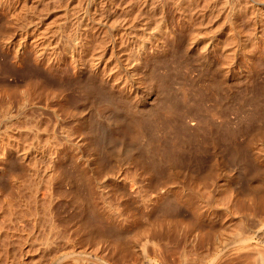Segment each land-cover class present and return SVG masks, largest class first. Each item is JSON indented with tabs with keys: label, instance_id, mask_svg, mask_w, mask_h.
Segmentation results:
<instances>
[{
	"label": "bare ground",
	"instance_id": "1",
	"mask_svg": "<svg viewBox=\"0 0 264 264\" xmlns=\"http://www.w3.org/2000/svg\"><path fill=\"white\" fill-rule=\"evenodd\" d=\"M48 1L51 2V0H42L41 2L42 4L40 3L44 7L42 10L43 11L42 15L39 18L40 20L37 18L38 22L40 21L42 25L40 27H38L40 24V23L38 24V22H37L38 24L37 27L35 25L36 24L35 23V10L33 9L35 8L34 4L31 3L30 5H28V3H26L24 4L25 7L23 6V8L21 7L22 9L20 8L19 10L20 12L19 14L18 13L17 14L19 15L18 17L23 18L24 21H21L22 28L20 29V32H19V37H20L19 43L16 46L10 43L11 42L10 40H9L10 42L8 41L2 42L1 41L2 39H1L0 41L3 43V49L6 50L7 53L9 52V54H11V58L13 60L14 66L16 65V67L21 64L27 65L28 63H30V61L33 62L38 67H41L45 73H42L40 76L42 78L41 80H43L45 83H50L51 81H53L54 77H55V81L60 80V83H64V81L61 82L63 78L57 77L58 74L56 72L61 71L63 74V77H66V75H69L68 73H70L68 77L70 78L72 77L74 82L76 81L77 84L79 82V84L81 85L79 87H81V90L83 93V99H85L86 102H87V99L91 98L94 94L98 96L100 101L98 102V105H97V102H95L96 100H98L97 98L92 97L93 99L95 98L94 99L95 101H93L92 99H89L95 102V104L97 105L96 106L94 104L95 105L94 111H95L96 117H94L95 119L88 117L87 115L89 113L86 115L85 114L83 115L94 121L92 122V120L89 119L90 120V123H88L89 126L86 127L87 126L86 123L83 124V122H81V119H80L79 120L80 125L77 124V126L79 125V127L77 128L74 125L76 127L75 128L76 130H74L76 131L74 135L77 136V139L75 140L73 137V134L70 132V129L65 127L66 130H69V132H67V131H63L60 128L65 125L63 126H59L60 124L58 125V128H60L59 132L58 130H56L57 127L55 129V126H51L50 125L51 122L46 118L43 108H40L39 112L34 111L36 110V107H37L35 106V103L32 102V98H31V96L34 95V90L32 91L29 87L26 89V92H27L26 93L27 95L25 96L26 98L25 100L23 98L24 102H22L21 104L20 102L19 103L17 102L20 108H18V111H16L15 113H12V109H11L14 107L13 103H15L14 102L15 100L11 97L12 95L13 96L15 95L14 92L10 93L8 91H5L6 93L0 94V95L4 94L5 97L3 98L5 99L3 100L2 103L5 102L7 106V109H5L6 111H3L2 115H0V121L3 122L6 128L5 131H3L4 133L0 136V181L2 182L3 181L2 179H4L5 182L3 181V183L8 184V189L6 190V192H4V190L0 188V218L2 217L5 219V220L0 219V222L6 221V223H8L6 225L8 227L7 228L5 227L6 229H4V227H2L0 223V235L3 236V238L6 235L5 237H8L9 241H12L10 240L11 238H14V240L15 239L18 240L19 242H21L22 240L21 243H24V245L26 243L27 246H29L27 243V237H29L28 233H30L28 229L30 227L27 226L28 223L32 222L31 229L34 230V232H35L34 228L38 227L39 229L43 220H47L49 224H52L54 222L52 224L54 226L55 222H57L55 220L57 213H55L56 209H54L56 207V204H55V207H53V200H56L55 198L57 196L54 197L53 195H55L54 192H55V189H57L55 188V186L60 178V175L63 174V172L61 173V170H62L61 163L64 160V159L62 160L63 158L62 153L64 151L63 145H68V146L72 145V147L70 148H73L74 144L78 146H80V144H83V147L85 146L86 147L85 149H87L86 152H85V149L83 151L85 155L87 154V151L89 150V154L91 156L90 165L93 164L92 166L93 167L95 166V168H97L98 165L100 167V165L102 164L100 162H99L100 164L97 163L98 160H101V159H98L97 157L100 152L98 150H102L103 148H106L105 145L108 142L109 145L113 144L114 145L113 148H115L113 152L110 150L109 152L107 151L108 155L110 154L111 156V153L113 154L115 153L116 155V153L118 152L117 156L120 157L119 154H122L123 161L120 162L121 157L118 158L117 161H119L120 163L118 167L125 165L127 167L126 169L128 170L129 165H131L132 166L131 168L134 169V171L132 170L133 173L135 171H139L138 166L139 165L141 166L142 164L144 165V162L147 163V161L149 162V164L150 163L152 164V165L150 164V167L152 166V168L154 169L155 167L157 168L155 169L156 170L155 173H160L161 171H163L161 168H163L162 167L163 163H165L163 162L165 161L163 158L166 159V165L173 164V162L176 163L178 162L180 158L183 160L187 158V160H189V162L193 166L194 172L191 173V175H189L190 172L188 171L189 172L188 175L190 176V181H187L189 180V178L187 177L188 176L187 172L184 174V175H187L185 176L187 177V179H183V180H185V182L187 183L183 181L181 182V180L179 181V179L177 178V176L179 177V175H175L177 174V172L175 171H174L175 173H172L174 175L168 172L169 180L167 179L166 181L162 180L163 178L161 179L160 177L162 174H165L166 171H164V173H161V175L159 174L160 176L156 174L160 178L158 177L159 178L158 179L156 177L157 178L156 180L155 177H153L155 179V182L153 180V184L155 185V187L159 186L163 190L156 191L154 196L152 195L150 198L149 197L147 198L146 201L149 202L146 208L148 216L145 215L146 217H148V219L146 218L147 223L146 225L140 226L142 227L141 229L133 230L132 225L125 222V221H128V218H126V220L124 221L125 218L124 219L121 218L123 214H118L117 213L118 210L116 209H115L116 210L115 214L117 213L118 215L111 216L110 213L114 214V210L113 212H110L108 214L107 211L105 210V207L100 204L101 202L103 203V201L99 202L100 199L97 201L96 198L93 196L94 186L96 185V184L93 185V182H96V179L99 177V176L97 177L98 173L100 172L99 169L101 170L105 166H103L104 165L103 164L102 165L103 167L102 166L101 168L98 167L99 168V169L97 168L99 171L98 173L96 172V169L92 168L91 166L93 171L94 170L95 171L93 173V171L91 170L92 173L90 174L91 176L92 174H94L95 176L93 178L90 177L91 179L88 176L90 180L88 183V189L91 192L90 194L91 198L90 200L88 199L87 200L90 201L89 202L90 205L89 204L86 205L87 200L85 201L82 199L83 201H85V204H82V205H85L86 207L89 206L88 208L91 210L90 211L87 210L88 213H86L84 210L85 207L82 205L81 206L84 207V209L81 208L80 206L77 209H80V208L83 209V210H78V211L85 212L83 214V215L86 214L84 220L85 221L87 220V222L90 221L89 223L91 225H93L94 222L96 223L98 220L99 222L102 223L100 224L98 222L97 223L98 225L96 226L94 225L93 226L94 231L95 230H98V232L103 231L100 228L102 227V225L105 224V226L112 229L111 231H113V234L114 233H117L118 235L122 234L120 236H123V234H125V236L122 238V237H119L118 235H115V234L113 235L109 231L110 235H113V236L107 235L106 238L99 239L100 241H102V243H100L102 245H100L98 242L97 243L101 247L103 246L106 249H111L110 251H108L110 252L108 253L109 256H107L106 255L107 253H106L105 256L107 257L105 260L103 259L104 262L101 264H117L115 262H118V264H121L122 263L120 261L121 259H119L121 263L118 260L117 261L114 260L116 258H114L113 259L114 261H113L112 260L113 256L110 254H114L115 250L119 251V249L123 248L125 244H126L125 246L127 247H129L130 245L132 249V252H131L132 255L129 256V258H127L126 260L122 259V261H125V264H128L129 261L131 262V264H264V123L263 125L261 124L262 126H259L260 123H258L259 121L261 123L264 122V116L263 117L260 116V120L256 122V120L258 119L257 115L262 114V111H260L261 109L259 110L255 108L256 110L253 111L254 113L256 111L258 112L259 110L258 114L256 115V118H257L256 120H254L252 116L250 118L255 121L256 125L258 124V129L260 131L258 132V134L254 133L255 134L254 136L251 133L252 136L250 135L249 138L247 137L246 140L244 139L245 140V143H243L244 145L243 144L241 145V142H238V141L235 142L233 141L234 139L233 140L231 139L233 135L235 134L234 131H232V133L234 132V134H232L231 132H228L229 134L230 133L231 134L227 138L224 137L226 133L223 131V134L225 133L223 135L224 137L223 141H225V139H228L227 141H225L226 142V145H225L226 154L224 151V154L227 155V158H228V159L225 158L226 160H228V165L226 166L228 168L227 172L229 173L227 175L220 176L223 172L220 174V173L214 172L213 169L210 170L211 168H213L211 166L215 163V161L213 164L212 162L209 163L208 162L209 157L204 158L203 156L204 154L203 150L206 151L207 150L206 147H209L211 152L215 153L217 145L219 144L218 139L222 137L221 131L224 130L222 129L220 131L221 133L219 132V124L222 123L221 126L223 127L224 121L225 122L227 121L226 119L227 114L221 110L222 108H220L219 106L218 97H217V91L219 90L221 91V88L218 89L220 86V83L222 82L224 85L227 86V91H228L227 98L229 99L233 94L230 90L233 86L230 84L232 81L237 82V84L241 83L239 84V86L237 85V87L240 88L243 84L247 85L249 83L248 81L250 80L248 73L247 75L242 74L239 77L236 73H233V71L230 72V67L228 65H232L231 64L232 62L231 63L229 62L227 65L225 64L228 67H225V66L223 67L221 65L222 60L220 59V55L223 56V54H221L222 52L220 53L221 48L216 42V35H215V30L217 31V29H219L217 28L218 26H216L218 23L215 25L217 15L219 14V12L217 11L218 12L217 14L216 12L217 7H215L214 0L213 1L209 0L210 2L205 1L207 4V7L203 4V2L202 3L200 2L202 4L201 6L204 5L203 7H205V10L201 9L200 6L197 5L199 3V1L197 3V0L196 1L192 0L193 2L191 1L192 3H197V4H192L189 0H157L156 2H153L154 0L153 1L152 0L151 1L141 0L140 5L138 4L140 7L137 6L140 8V9L138 8L139 12H137V10L135 11V14L138 13L137 17H135L136 15L133 14V16L135 17L134 23L128 22V20L130 19L132 20V18H129L128 16L129 11L131 10V7L129 6L128 8L126 7L127 9L126 8L124 9L125 11H123L122 9L123 13L120 14L119 12L120 16L117 17V19L115 18V20H112L113 17H111L112 15L109 14V10L113 5L112 1L114 0H93V1L87 2L85 11L82 10V12L80 13H78L80 10L78 12L75 11L76 14L75 13L71 14L72 12H70L72 11L71 8L75 6L74 4H72L73 6L71 5L70 7L68 5H66L68 7H60L61 5L58 6L57 4H55V6L56 5L58 6V8L56 7L57 9H54L55 8L54 7L53 10L51 9V11H49ZM57 1L59 2V0ZM76 1L78 3V0ZM232 1H231V4L228 6L229 8L227 7L229 10L228 14H230V19H235L236 16L241 13V15L244 14V16H242V18L244 19L242 20L240 18L239 19L241 21L244 20L246 24L258 25V22L259 23L264 22V1L245 0V2H243L244 5L241 4L240 0H236L233 2ZM167 2H170L174 7H177V9L179 10L178 12L181 15V16L176 17V19L178 18L180 19H178L177 21L175 19L174 21L175 24L173 25L169 23L170 21L168 22V19L169 20H172V19H170L169 17L167 18L166 13L163 11V6ZM187 2H190L193 6L197 5L199 8L196 6L197 8L192 7V9H190L189 8L190 6H186ZM131 3L132 4H129L130 6H132L134 2L131 1ZM136 4L137 3L135 2V7H136ZM172 5L169 7H172ZM193 8H196L197 10L198 9L199 10L197 11L195 9L194 13H192L193 11L191 12L187 11L188 9L193 10ZM73 9L75 10V8ZM223 9L221 8V10ZM226 9L224 10L227 11ZM76 10L78 9L76 8ZM2 11H5V8L3 7L2 4H0V12ZM50 12H52L53 18L55 16L57 17L58 14L59 15L61 14L60 15L61 17L59 18L57 22H54L52 26L51 25L46 26L45 22H46V19H48ZM156 13L157 14L159 13L160 16H157ZM17 14L14 15L13 13V16H15L16 18ZM149 14H151L150 16L152 17H149ZM245 14H248L249 17L251 16L252 18L251 17H250L251 19L248 18L247 16H245ZM55 19L56 18H54L53 20ZM226 19L227 18H225V20ZM193 24L196 25V27H193ZM246 24H245V27H246ZM11 25L13 26V24ZM260 25L262 29L264 27V23ZM66 26H70V27L72 26L73 33L72 31L71 32L69 31L70 33H72L71 36H69L70 33L68 34L69 36L68 38L71 39L69 43L70 42L71 43L67 44L65 48H62L64 55L61 56L60 54L61 52L58 51L61 48L59 47L58 49V45H60L61 43V39L59 37V34L61 35V33L58 34L57 32H60V30L61 31L64 30L62 28L63 27L65 28ZM192 27L194 28L193 29L194 34L193 35L190 34V36L191 35L192 36L190 37L189 42L190 44L194 43V48H190L189 47L190 44L188 42H187L188 48L182 45H181L182 47L180 48H183V47L187 48L186 51H184V54L186 55L187 53V55L185 56L183 54L184 57L187 58V56H190V57L194 56V58H196L195 60L203 61L204 63L208 65V67H206V69L208 68V75L206 74L207 76H205L207 77L206 84H203V80L200 75L195 76L193 74L194 71L192 72V70H194L195 66L194 67L191 66L193 68L190 71L188 60L186 58H181L180 56L179 58L177 57V54L180 55L181 52L183 53L182 51L183 49L180 50L181 51L180 53L173 52V53H176V57L174 54L175 59L178 58L179 60L177 59L178 63L176 62L177 60L174 61L177 63V64L175 63L174 70L171 68L174 65L170 67V70L173 71L172 74L170 73L168 74L169 71H167V69H164L162 74L161 72L158 71L159 69H162L163 67H165L167 59L168 58L170 59V56L173 55V53L172 54L170 53L171 50L174 51V49L172 48L177 47L181 44V41H179V38L177 35L180 36L182 32H184L185 30L189 28L191 29ZM243 27L244 26H242V28ZM260 27L258 31H261ZM223 28H226V26ZM250 28H253V27H250ZM201 30L203 32H205V30L208 31L209 41L208 43L207 42L205 43L206 41L205 40L204 43L198 45L196 44L197 42L196 40ZM241 30H239L238 27L236 26H232L231 41L233 40V42H230V40H228L231 45L228 47V50L225 51L227 54L225 55V57H229L232 59L233 55L234 57L237 56L236 54L238 51H242L245 54L247 50L246 43L248 42V39L251 40V41L249 40L248 44H251L252 41L254 42V44L255 43L257 44L259 42L260 35L257 34L258 33L257 31L255 32L256 29L255 30L253 29V32H254L253 37L248 38L249 36H247L248 39L245 37H241L240 34L245 33V30H244V33L243 32L241 33ZM231 31L229 33H231ZM189 32L190 31H188V34ZM253 32H251V34ZM261 32L264 33V31H261ZM248 33L244 35L245 36L249 35ZM262 33H261V36H264L262 35ZM93 35H97V37L99 36L98 40L99 41L102 40V42L104 39H106L107 44L105 43V40L103 42V45H101L102 42H98L97 40L95 42V39H97V37L95 36V38H93L94 37ZM203 35L205 36V34ZM221 36L222 35L220 34L219 37ZM224 36H227V35H224ZM183 37H184V34H183ZM181 38H182V35H181ZM93 39H94V42L92 41ZM117 44L121 45L120 49H116ZM225 44L222 46L223 47L226 46ZM259 44L260 43H258L257 46ZM223 47L222 49L225 50L226 47L225 48ZM177 49L175 50L177 51ZM258 49L264 50V48H258ZM193 52L196 55L192 54ZM168 53H170L171 55H168ZM167 55H168V58L164 62L163 58L165 60ZM248 55H249V58H251L252 55L247 54V56ZM174 57L173 59L171 58V60H175ZM224 60H225L224 62L228 61L226 59ZM235 60L239 61V59H235ZM235 60L233 61L238 62ZM200 61H199V64H200ZM242 61L243 60H241V63ZM174 62H171V63L173 64ZM243 62L245 63V61ZM261 62L258 63V61L256 60V63L258 65L262 64ZM241 63L240 65L243 64ZM252 63H254V65L256 64L255 61ZM167 64L170 66L169 62H167ZM168 65H167V68H168ZM27 66H28V69H30L29 67L30 65H27ZM198 66H197V69L199 68ZM250 66H253V65H249V67ZM255 66L257 67V65ZM262 69H263V64H262ZM255 70L256 69H254V71ZM21 71L23 72V69ZM33 71L34 70H32L31 72ZM250 71L251 70L249 69V71L247 70L246 72L250 73ZM256 71L258 73V70ZM22 72L20 74H23L25 72V69H24V72L23 73ZM30 73L29 74L26 73L23 75H30ZM35 73L37 72L34 71L33 74ZM200 73H202V71ZM37 75L38 74H35V76ZM258 75H260V71ZM263 77L264 76L262 75V78ZM37 78L38 77H36V79ZM251 80L253 81L254 79H251ZM255 80H254V83H255ZM29 82L30 81L28 80V83ZM44 82H41V83L43 84ZM39 84H36V86H38ZM42 84L41 86L44 85ZM260 85L262 86L264 85V83L261 82ZM36 86H33V87H36ZM256 86L258 87L259 85L256 84ZM256 86L255 84L253 85V83L252 85H250V87L253 89L256 88ZM261 86H259V88H261ZM10 87L8 86V88ZM39 89L41 90L42 88H39ZM245 91L249 92L250 88H248L247 86ZM0 92H4V91H0ZM9 93L12 95H10ZM263 93H264V86H262V91L260 94H263ZM46 95L47 94H45V96ZM221 96L223 97V95ZM222 97H221V100H223ZM58 98H60V96H58ZM260 98H264V97H260ZM259 99H255L257 101H260L258 102V106L256 102H254V104H256L257 108L261 107L263 109V114H264V108L262 107L264 105L259 106L260 105L259 103H261V101H264V100L263 99L259 100ZM250 100L252 101L253 99H249V101ZM206 101L208 102V104H206L207 103ZM88 102H91V101H88ZM239 104L240 102L238 103L237 107H239ZM262 104H264V102H262ZM90 105L92 107L94 106L92 102L90 103ZM229 105L232 106L231 104ZM45 106H46L45 109H51V113L53 114L54 120H56V122L57 121L63 122L64 118L61 119L60 111L62 112V114H65L67 112L66 109L68 105L66 106V109H64L66 111L65 113H63V110H60V108H57L60 110V111L58 110L59 111L58 112L57 109L55 110L54 108L50 106L48 107V104ZM106 111L109 113L108 117L105 118L107 125L106 127H100L99 118L101 119L102 114ZM237 112L236 114L239 115V113ZM244 112L242 111V113ZM260 112L261 114H259ZM242 113L241 115H243ZM67 114H69V112L66 113L65 115ZM247 114H250V113L248 112ZM103 118L104 117H102V119ZM227 118H228V115H227ZM228 119H231V117ZM238 119H236L235 121H237ZM105 120H103V122ZM247 121H249V119ZM251 121L252 120L248 122L249 125ZM81 123L84 125L85 131L83 130L84 127ZM236 124H238V121ZM241 124L243 123L241 122ZM104 125H105V122H104ZM80 126L83 127V129L80 128ZM230 128H231V125H230ZM246 128H248V130H250V128L255 129L248 125L247 127L245 126V129ZM237 129H239V127ZM237 131L236 133L238 135ZM110 132H111V136H109ZM0 133H2V131ZM219 134L221 135L219 136ZM161 135L168 136L167 142L162 143L163 141L160 138ZM237 135L233 137V138H236V140H237ZM28 140L40 142L42 143V146L33 145L30 147L24 148L25 145L23 146L22 143L27 142ZM244 140L242 141L244 142ZM79 142L81 143L78 144ZM108 146L106 149L109 148ZM83 147L81 146L82 150H83ZM73 150L75 151V149ZM103 150L101 151L102 153H103ZM79 152L80 151H78V153ZM75 153L76 152H74V154ZM80 153L82 154V152ZM83 154H82V157L85 156V155L83 156ZM69 155H72V154H69ZM100 155L102 156V154ZM90 156H87V157H90ZM215 156L217 157V155ZM78 157L80 158V155ZM112 158L110 159L111 160L115 159V158L114 159ZM218 158H220L219 155H218ZM71 159L72 161H74L72 156H71ZM84 159L87 160L86 157ZM225 159H224V162H225ZM213 160H216V164H214L213 166L217 165L218 164L217 162L219 160L217 161L215 157ZM221 161L223 160L220 159V163ZM206 162H208L211 165L210 166L211 168L209 169L210 171L209 170L205 171V166L209 165ZM149 164L148 163L146 164V168H147V165L149 167ZM82 166H79V167L82 168ZM125 166H122V167H125ZM169 167L172 168L171 165L170 166L168 165L167 168L169 169ZM188 167L189 166H187L186 168L187 170H188ZM207 167L209 166H206V168ZM170 169L169 171L172 172L173 170L171 169L172 170L171 171ZM218 169H219L218 171H221L219 167ZM146 170L147 169H145L144 171L147 172ZM157 170H159L160 172H157ZM142 171L140 173H142ZM106 172L107 170L104 171L103 173H106ZM147 176L145 180L147 179ZM82 177L84 176H82L81 174V178ZM164 178H166V176ZM83 179L85 180L86 178H83ZM99 179H98V182H100ZM145 180H143L144 183H145ZM105 181L107 182V180ZM146 182H150V181L146 180ZM147 186L149 185H146V187ZM103 187L105 186L103 185ZM97 188H101V187L98 186ZM155 190H158V189H155ZM99 192H101L100 189H99ZM147 194H148V191H147ZM4 197L6 198L3 200ZM78 199L79 198L73 199V200H78ZM1 200H3L4 202H2ZM45 201L47 203H45ZM83 201L81 203H84ZM75 203H77V206H78V202L76 201ZM104 203L106 204V202ZM164 204H166L167 207L168 206L170 207V210L172 211L170 212V210H168V212H170V215L164 216L162 220L161 218L159 219L156 216L157 220L159 219L161 221L152 219L153 218L152 214H154L153 212L158 210L159 207ZM169 207L167 209H169ZM74 208L73 210H75ZM165 208L163 210L166 211L167 209ZM179 209L184 210L185 214H182V213L180 214H182L181 217H184L185 219L180 220V218L179 219L177 218L178 214H175L176 216L174 215V213H177ZM80 212H78V215H80ZM179 212H182V211L179 210ZM171 213L173 214L171 215ZM124 216L126 217V214ZM81 217L83 218L84 216L81 215ZM86 217L90 218L91 220L87 219ZM91 221H94V222L91 223ZM89 223L87 224L90 225ZM85 224L79 225L80 228L85 226L83 227V229L86 230L85 228L87 224L86 225ZM99 224L101 225V227L99 226ZM55 227H53L52 229H54ZM91 227L92 226H90L89 228ZM52 229L50 230L52 231ZM32 230L31 232H33ZM161 230L162 232L166 231V232H170L171 234L177 232V234L175 235H178L179 232L182 231L183 232L182 233L183 235L181 237L182 240H173L174 242L172 243L166 242L165 240L164 243H161V240H160ZM38 231L42 232V229L40 228ZM89 231H90V234L87 231L86 232L83 231L82 233L85 232L86 234L91 235V233L93 232L91 230ZM104 233L107 234L106 232ZM87 238L89 239L90 236ZM94 238H93L92 243L91 242L89 243L90 245L93 244ZM98 238H100V236H98ZM49 239L50 238L48 236V238L45 239L46 242L44 243L45 244L44 248L46 250L49 249L48 252L50 251V248H49L50 246L48 247ZM91 239L89 241H91ZM51 241L53 242V240ZM13 243H15V241ZM180 243H182L181 248H179ZM73 244L76 245L77 243L75 244L73 242ZM93 245L95 247L97 244L96 245L93 244ZM93 245H91V247H93ZM70 246H73V245L70 244L69 248ZM97 247L99 248V246ZM7 248L5 247V249ZM41 248L39 250H41ZM18 249L20 248L14 249V251ZM23 249H26V247ZM56 250L54 249V251ZM27 251H30V250H27ZM51 251H53L52 248H51ZM22 252L24 251L22 250ZM50 252L48 253L49 254L48 256L51 255ZM54 254L56 253L54 252ZM54 254L51 256H54ZM121 254H124V253H121ZM71 256L70 258H73ZM79 256L80 255H78V257ZM43 257H40V258H43ZM123 257H125V255ZM52 258L50 257L48 260L50 261V259ZM79 258L76 257V259L74 258V260L72 261H74L75 264H97L95 263L96 262L95 260H94L95 262L92 261L93 258L92 259L90 258L91 260L88 259L89 255L87 258L88 260L83 259L82 256L80 259ZM13 260L11 259L12 262H14ZM28 260H26L27 262L26 261H20V263L15 262V264H28ZM52 260L54 261V259ZM49 261L47 263L51 262ZM0 262L3 263V261H0ZM38 262H41V261L38 260ZM8 263H10L9 260H8ZM33 263L34 262H32V264ZM42 264H43V261H42ZM59 264H62V263L59 262Z\"/></svg>",
	"mask_w": 264,
	"mask_h": 264
},
{
	"label": "rangeland",
	"instance_id": "2",
	"mask_svg": "<svg viewBox=\"0 0 264 264\" xmlns=\"http://www.w3.org/2000/svg\"><path fill=\"white\" fill-rule=\"evenodd\" d=\"M25 2V3H23V2ZM76 0H59V2L57 1V0H51V2H49L48 1V6H49V11H51V9L53 10V8L54 9H57L58 8V6L59 5H61L60 7H70L72 4H74L75 6H73V8H75V10L73 9V8H71L72 9V11H70V12H72L71 14H73V13H75L76 14V12H78L79 10V12L78 13H80V12H82V10H84L85 11V9H86V3L87 2H90V1H93V0H78V3H77V1L75 2ZM115 1V2H114ZM114 1H112V3H113V5H112V10H111V8H110V10H109V14H111L112 16L111 17H113L112 18V20H115V18L117 19V17H119L120 15H119V12H120V14L121 13H123V11H125L124 9L127 7L128 8V6L129 7H131V10L129 11V13H128V16H129V18H132V20L130 19V20H128V22L129 23H134V21H135V17H137V15H138V13L137 14H135V11L137 10V12H139V5H140V2H141V0H114ZM131 1H133L134 3H133V5L132 6H130L129 4H132L131 3ZM151 1V0H150ZM153 1V0H152ZM157 0H154L153 2H156ZM190 2L192 1V0H189ZM196 1V0H195ZM198 1H199V3L201 2H203V4L207 7V4H206V2L205 1H209V0H197V3H198ZM210 1H213V0H210ZM209 1V2H210ZM231 1L232 0H214V2H215V7H217L216 8V12L218 11L219 12V14H218V12H217V19H216V23H215V25L216 26H218L217 28H219V29H217V31L215 30V35H216V42L218 43V45L220 46V48H221V51H220V53L221 54H223V56L222 55H220V59L222 60V62H221V65L224 67H230V72H232L233 71V73H236L239 77L243 74V75H247V73H248V75H249V83L250 82H252L253 83V85L255 84V86H256V84H258L259 86H261L260 85V83L262 82V83H264V77L262 78V75L264 76V74H262V73H264L263 72V70H264V50H262V49H258V48H264V38H262V37H264V36H261V31H264L263 30V28L261 29V25L260 24H263V23H259L258 22V25H256V24H254L255 25V27H254V25H252V24H246L245 22H244V20L243 21H241L242 19H244V18H242V16H244V14L243 15H241V13L240 14H238L237 16H236V18L235 19H230V14H228L229 13V10H228V6L231 4ZM233 1H236V0H233ZM232 1V2H233ZM241 1V4L242 5H244L243 4V2H245V0H240ZM262 1H264V0H262ZM7 2V3H6ZM42 0L40 1V0H0V4H2L3 5V7L5 8V11H2V12H0V32L2 33V35H1V33H0V40L3 42V41H5V42H10V43H12L13 45H16L17 46V44L19 43V39H20V37H19V32H20V29L22 28V23H21V21H24V19L23 18H20V17H18L19 15V10H20V8L22 7L23 8V6H24V4H26V3H28V5H30L31 3L32 4H34V7L35 8H33L34 10H35V25H36V27H37V25L40 23V21L38 22V19L40 18V16L42 15V10H43V5H41L42 3ZM55 2V3H54ZM130 2V3H129ZM135 2L137 3L136 4V7H135ZM190 2H187L186 3V6H190L189 8L190 9H192V7H196L197 5L198 6H200V8L201 9H204L205 10V7H203V6H201L202 4L200 3H192V4H197L196 6H193ZM205 2V3H204ZM227 2V3H226ZM230 2V3H229ZM23 3V4H22ZM41 3V4H40ZM58 3H60V4H58ZM81 3V4H80ZM117 3V4H116ZM208 3V2H207ZM221 3V4H220ZM55 4H57L56 6H55ZM84 4V5H83ZM139 4V5H138ZM153 4V3H152ZM171 3L170 2H167V3H165V5L163 6V11L166 13V15H167V18L169 17L170 19H172V20H169L168 19V22L169 23H171L172 25L173 24H175V19H176V17L177 16H181L180 14H179V10L177 9V7H174L172 4V7H169V6H171L170 5ZM220 4V5H219ZM225 4V5H224ZM36 5V6H35ZM66 5H68V6H66ZM80 5V6H79ZM227 5V6H226ZM84 8H83V7ZM134 6V7H133ZM137 6H139V7H137ZM197 6V7H198ZM219 6V7H218ZM25 7V6H24ZM57 7V8H56ZM122 7V8H121ZM132 7H133V9H132ZM196 7V8H197ZM228 7V8H227ZM21 8V9H22ZM76 8L78 9V10H76ZM80 8V9H79ZM126 8V9H127ZM139 8V9H138ZM196 8H193V10H187V11H193L192 13H194V11H195V9ZM199 8V7H198ZM221 8L223 9H226L227 11H225L224 9V12H223V10H221ZM122 9H123V11H122ZM197 10V9H196ZM199 10V9H198ZM197 10V11H198ZM221 10V11H220ZM18 11V12H17ZM76 11V12H75ZM131 11H133V12H131ZM117 12V13H116ZM132 13V15H131V13ZM158 12V11H157ZM10 13H12V14H10ZM13 13H14V15L15 14H17L16 16V18H15V16H13ZM77 13V14H78ZM113 13V14H112ZM188 13V12H187ZM223 13V14H222ZM133 14L134 15H136L135 17L133 16ZM157 14V13H156ZM61 15V14H60ZM59 14H58V16L56 17H54V18H56L55 20H53L54 18L52 17V12H50L49 13V16H48V19H46V26H52L53 25V23L54 22H57L58 20H59V18L61 17ZM117 15V16H116ZM151 14H149V17H152V16H150ZM225 15V16H224ZM249 15H250V13H249ZM249 15L248 14H245V16H247L248 18H250L249 17ZM157 16H160V14L158 13L157 14ZM226 16H228V17H226ZM241 16V17H240ZM253 16V15H252ZM13 18V19H12ZM18 18V19H17ZM38 18V19H37ZM134 18V19H133ZM225 18H227L226 20H225ZM241 20H240V19ZM252 18V17H251ZM250 18V19H251ZM16 19V20H15ZM178 19H180V18H178ZM178 19H176V21L178 20ZM237 19V20H236ZM239 19V20H238ZM40 20V19H39ZM219 21V22H218ZM37 22H38V24H37ZM227 22V23H226ZM233 22V23H232ZM9 23H11V24H13V26L11 25V24H9ZM222 23V24H221ZM228 23H229V25H228ZM231 23H232V25H231ZM227 24V25H226ZM234 24V25H233ZM241 24V25H240ZM245 24H246V27H245ZM252 25V26H251ZM40 26H42L41 25V23L39 24V26L38 27H40ZM45 26V27H46ZM226 26V28H223V27H225ZM232 26H236V27H238V29L239 30H241V33L243 32L244 33V30H245V33L244 34H246V33H248L249 35H244V34H240L241 35V37H245V38H247V36H249L248 38H252L253 37V35H254V32H253V29L255 30V32L257 31L258 33V35H260L259 36V42L258 43H260L258 46H257V44L255 43L254 44V42L252 41V43L251 44H248V42H249V40L250 39H248V42L246 43V45H247V50H246V52H245V54L242 52V51H238L237 52V56H235L234 57V55H233V57H232V59L231 58H229V57H225V55H227L226 54V50H228V47L231 45L230 43H229V41L228 40H230V42H233V40L231 41V39H232V37H231V34H232ZM242 26H244L243 28H242ZM249 26V27H248ZM9 27V28H8ZM12 27V28H11ZM44 27V26H43ZM67 27H69V28H67ZM193 27H196V25H194L193 24ZM189 28V29H187V30H185L184 32H182L181 34H180V36L179 35H177L178 36V38H179V41H181V44L179 45V46H177V47H173L172 49H174V51L173 50H171L170 51V53L172 54L173 52H176V53H180L181 51L180 50H182L183 51V53L181 52L180 53V55L179 54H177V57L179 58V56L181 57V58H186V57H184L183 56V54H184V51H186V49L188 48V46H187V44L189 43L190 44V37L194 34V31H193V29L194 28ZM222 27V28H221ZM248 27V28H247ZM250 27H253V28H250ZM257 27V28H256ZM259 27H260V30L261 31H258L259 30ZM11 28V29H10ZM66 28V29H65ZM63 27L62 29H64V30H60V32H57L58 34L59 33H61V35L59 34V37H60V39H61V43H60V45H58V49H59V47H61L58 51H60L59 53L61 54V56H63L64 55V52L62 51L63 49L62 48H65V46L67 45V44H70L69 43V41H71V39L70 38H68L69 36H71V34L73 33V28H72V26L70 27V26H66V27ZM241 28V29H240ZM252 29V30H250V29ZM7 29V30H6ZM10 31H9V30ZM214 29H215V27H214ZM230 30L231 31V33H229L230 31H228V30ZM53 30V29H52ZM227 30V31H226ZM248 30H250V31H248ZM72 31V33H70V32ZM188 31H190L189 32V34H188ZM179 32H180V30H179ZM187 32V33H186ZM228 33V34H226V33ZM251 32H253L252 34H251ZM7 33V34H6ZM70 33V34H69ZM217 33V34H216ZM218 33H220L222 36L221 37H219L220 36V34H218ZM225 33V34H224ZM260 33V34H259ZM68 34H69V36H68ZM183 34H184V37H183ZM185 34H186V36H185ZM190 34H192L191 36H190ZM203 34H205V36L203 35ZM227 35V36H224V35ZM181 35H182V38H181ZM188 35V36H187ZM203 35V36H202ZM243 35V36H242ZM251 35V36H250ZM262 35H264V33H262ZM94 37L93 38H95V36L97 37V35H93ZM202 36V37H201ZM208 36H209V34H208V31L207 30H205V32H203L202 30L200 31V34L197 36V42H196V44H198V45H200V44H202V43H204V41H205V43L207 42L208 43V41H209V38H208ZM218 36V37H217ZM8 38V39H7ZM234 38V37H233ZM261 38H262V40H261ZM99 39V36L97 37V39H95V42H96V40L98 41V42H102V40L101 41H99L98 40ZM103 39V38H102ZM204 39V40H203ZM10 40V41H9ZM105 40V43L107 44V40L106 39H104ZM104 40H103V42H104ZM235 40V39H234ZM0 41V91H4V92H0V94L1 93H6L5 91H8V92H10V93H13L14 92V96L12 95V94H10V95H12L11 97L15 100L14 102L15 103H13V105H14V107L13 108H11L12 109V113H15L16 111H18V108H20V106H19V104H17V102L19 103L20 102V104L22 103V102H24V100H25V96L27 95L26 93V89L29 87L32 91L34 90V95H35V97H34V95H32L31 96V98H32V102H34L35 103V106H37L36 107V110H34V111H40V108H43V111L45 112V116H46V118L51 122V126H55V129H56V127H57V129L56 130H58V132H59V129L61 128L63 131H67V132H69V130H66V128H68V129H70V132L73 134V137H74V139L76 140L77 139V136L76 135H74L75 134V132L76 131H74V130H76L75 128L77 127H79V125H80V119H81V122H83V124H85L86 123V127H88L89 126V124L88 123H90V120H92V119H90V118H94V117H96V115H95V111H94V108H95V102H97V105H98V102L100 101L99 100V98H98V96H96L95 94L92 96V97H95V98H97L98 100H94L92 97L91 98H89V99H92L93 101H95V102H93L92 100H89V99H87V102L88 101H91L92 102V104L94 105L93 107L90 105V103L91 102H88V104H87V102L85 101V99H83V93H82V90H81V87H79V86H81L80 84H79V82H78V84L76 83V81L74 82V80H73V78L71 77H68L69 75H70V73H68L69 75H66V77H63V74H62V72L61 71H59V72H56L57 74V77H61V78H63V80H61V82L62 81H64V83H60V80L58 81H55V77H54V79H53V81H51L50 83H45L43 80H41L42 78H41V74L42 73H45L44 72V70L41 68V67H38L37 65H35L33 62H31L30 61V63H28L27 65H30L29 67H30V69H28V66L27 65H19V66H17L16 67V65L14 66V63H13V60H12V58H11V54H9V52L7 53V51L6 50H4L3 49V43ZM93 42H94V39L92 40ZM251 41V40H250ZM60 42V41H59ZM66 42H68V43H66ZM103 42H102V44L101 45H103ZM186 42V43H185ZM188 42V43H187ZM16 43V44H15ZM105 43H104V45H105ZM192 43V42H191ZM222 43V44H221ZM226 43V44H225ZM94 44V43H93ZM184 44V45H183ZM226 45V46H222V45ZM227 44H228V46H227ZM186 46L185 48L183 47V48H180V47H182V46ZM191 45V46H190ZM189 45V47L190 48H194V43H192V44H190ZM261 45V46H260ZM63 46V47H62ZM260 46V47H259ZM2 47V48H1ZM117 48L116 49H120L121 48V45L120 44H117V46H116ZM119 47V48H118ZM180 49H179V48ZM222 47L223 48H225V50L224 49H222ZM253 47H255V48H253ZM258 47V48H257ZM178 48V49H177ZM257 48V49H256ZM4 51H3V50ZM175 49H177V51L175 50ZM255 49V50H254ZM259 52H258V51ZM249 51V52H248ZM252 52V53H251ZM170 53H168V55H171ZM176 53H173V55H171L170 56V59L168 58V55H167V57L165 58V60H164V58H163V61L165 62L166 61V59L168 58L169 59V61H168V59H167V61H166V64H167V62H169V64H170V66L168 65V68H169V70H168V68H167V65L165 64V67H163L162 69H159L158 71L159 72H161V74H162V72L164 71V69H167V71H169L168 72V74L170 73V74H172L173 73V71H171L170 70V67L171 66H173V67H171L173 70H174V68H175V63L177 62L178 63V58H176L175 59V57H176ZM186 53V52H185ZM262 53V54H261ZM174 54H175V57H174ZM182 54V55H181ZM192 54H195L194 52L192 53ZM247 54H251L252 56H251V58H249V55L247 56ZM185 55V54H184ZM186 55H187V53H186ZM185 55V56H186ZM196 55V54H195ZM245 55V56H244ZM240 56V57H239ZM261 56V57H260ZM173 57H174V59L175 60H171V58L173 59ZM190 56H187V60H188V62H189V68H190V71L192 70V68L195 66V68H194V70H192V72H193V74L195 75V76H197V75H200L201 77H202V80H203V84H206L207 83V77H205V76H207L208 75V68L206 69V67H208V65L206 64V63H204L203 61H200V60H195L196 58H194V56L192 57H190ZM223 57H225V58H223ZM244 57V58H243ZM256 57V58H255ZM260 57V58H259ZM191 58H192V60H191ZM231 59V60H229V59ZM254 58V59H253ZM257 58H259V59H257ZM178 59V60H177ZM193 59H194V61H193ZM224 59H226V60H228V61H226V62H224L225 60ZM235 59H239V61L238 60H235ZM245 59V60H244ZM250 61H249V60ZM258 61V63H260L261 61V63L263 64V69H262V64H257L256 63V60ZM262 59V60H261ZM170 60H171V62H174V61H176V62H174L173 64L170 62ZM190 60H191V62H190ZM233 60H235V61H238V62H234ZM241 60H243V61H245V63H246V65H245V63L242 61V63H241ZM193 61V62H192ZM197 61V62H196ZM199 61H200V64H199ZM248 62V64H247V62ZM254 62L255 61V65H257V67L254 65V63H252V62ZM260 61V62H259ZM198 63V64H196V63ZM231 63L232 65H228V66H226L228 63ZM176 63V64H177ZM202 63V64H201ZM239 63V64H238ZM240 63L242 64V65H240ZM196 64V65H195ZM204 64V65H203ZM224 64V65H223ZM226 64V65H225ZM198 65H200V66H198ZM237 65V66H236ZM249 65H253V66H250L249 67ZM25 66H26V68H25ZM32 66V67H31ZM37 66V67H36ZM177 66V65H176ZM191 66H193V67H191ZM197 66L199 67L198 69L200 70H198L197 69ZM232 67V68H231ZM247 67H249V68H247ZM40 68V69H39ZM249 71V69L251 70L250 71V73L249 72H246L247 70ZM256 69V70H258V73H257V71L255 70L254 71V69ZM23 69V72H24V69H25V72L23 73L21 70ZM39 69V70H38ZM223 69V68H222ZM238 71V70H240V71H236V70ZM244 71H243V70ZM21 71L23 74H29L32 70H34L35 72H37V73H35V74H38L37 76H35V74H33V72H31L30 73V75H23V74H20L19 72H17V71ZM162 70V71H161ZM197 70V71H196ZM206 70V71H205ZM254 71V73H253V71ZM27 71V72H26ZM202 71V73H200ZM203 71H205V72H203ZM259 71H260V75H258L259 74ZM196 72V73H195ZM243 72V73H242ZM245 72V73H244ZM252 72V73H251ZM66 73V72H65ZM232 73V74H233ZM256 73V74H255ZM60 74H61V76H60ZM207 74V75H206ZM33 75V76H32ZM254 75H255V77H254ZM40 76V77H39ZM251 76H253V77H251ZM257 76V77H256ZM36 77H38L37 79H36ZM67 77H68V79H67ZM52 78V77H51ZM66 78V79H65ZM255 78H256V80H255ZM60 79V78H59ZM66 81H65V80ZM71 79V80H70ZM251 79H254L255 80V83H254V80L252 81ZM258 79V80H257ZM260 79V80H259ZM263 79V80H262ZM28 80L30 81L29 83H28ZM33 80V81H32ZM38 80V81H37ZM44 82L43 84L41 83V82ZM258 81V82H257ZM260 81V82H259ZM25 82H27V83H25ZM37 82H39V83H41L43 86H41V84H39V83H37ZM247 82V81H246ZM77 84V86H76V84ZM247 84V85H245V84H243L240 88L239 87H237V85L239 86V84H241V83H239V84H237V82H231L230 84L231 85H233L232 86V88L230 89L231 90V92L233 93L232 94V96L228 99L227 98V96H228V91H227V86L226 85H224L222 82L220 83V86H219V88L218 89H220L221 88V91H220V93H219V91H217V97H218V102H219V106H220V108H222L221 110L223 111V112H225L227 115H228V118H230L231 117V119H228L227 118V115H226V119H227V121L225 122L224 121V125L225 126H227V127H225L224 125H223V127L221 126V124H219V132L222 130V129H224V130H222L220 133L222 134V137H220L221 138V140H220V138L218 139V143L220 144H218L217 145V148H216V151H215V153H213V152H211V150L209 149V147H206V151H204L203 150V152H204V154H203V156H204V158L206 157H209L208 158V162L209 163H211L212 162V164L214 163V161H215V163L214 164H216V160H213L214 159V157L217 159V165H215V166H211L208 162H206V163H208L209 165H206V166H209V167H207L206 168V166H205V171L206 170H209L211 167H213V168H211L210 170H212L213 169V171L214 172H217V173H222L220 176H225V175H227L229 172H227V170H228V168H227V166L226 165H228V160H226V159H228L227 158V155H225L226 154V151H225V145H226V142L225 141H227L228 139H225V141H223L224 140V137L225 138H227V137H229V135L232 133V131H234L235 132V134H234V132L232 133V134H234L233 135V137H235L236 135H237V133H236V131L238 132V135H237V140H236V138H231L233 141H238V142H241V145L243 144V143H245V140L247 139V137L249 138L250 137V135L252 136V134H253V136L255 135L254 133H256V134H258V132L260 131L259 129H258V124L256 125V123H255V121L254 120H256L257 118V120H256V122L257 121H259L260 120V116L261 117H263L264 116V114H263V109L261 108V107H259V108H257V106H258V102H260V101H257V100H255V99H259L260 97H264V93L263 94H260L261 93V91H262V86H264V85H262L261 86V88H259V86L257 87L256 86V88H251L250 87V85H252V83H250V84ZM36 84H39L38 86H36ZM74 84V85H73ZM32 85V86H31ZM236 85V86H235ZM8 86L10 87V88H8ZM33 86H36V87H33ZM247 86H248V88H250V91L248 92V91H245L246 90V88H247ZM246 87V88H245ZM35 88V89H34ZM39 88H42L41 90L39 89ZM45 88H47V89H45ZM9 89H11V90H9ZM261 89V90H260ZM45 90H47V91H45ZM63 90V91H62ZM248 90V89H247ZM252 90H253V92H252ZM36 91V92H35ZM46 92H48V93H46ZM63 92V93H62ZM237 93H239V94H237ZM37 94V95H36ZM45 94H47L46 96H45ZM68 94V95H67ZM223 95V97L221 96V95ZM248 94H250V95H248ZM254 94V95H253ZM259 94H260V96H259ZM241 95V96H240ZM2 96V97H1ZM58 96H60V98H58ZM234 96V97H233ZM3 97H5L4 96V94H2V95H0V115H2V113H3V111H6L5 109H7V106H6V103L4 102V103H2L3 102V100L5 99V98H3ZM63 97H64V99H63ZM221 97L223 98V100H221ZM233 97V98H232ZM259 97V98H258ZM23 98H24V100H23ZM45 100H44V99ZM69 98V99H68ZM20 99V100H19ZM74 99V100H73ZM76 99V100H75ZM249 99H253L252 101H253V103H252V101L250 100L249 101ZM264 100V98H260L259 100ZM47 100V101H46ZM61 100V101H60ZM63 100V101H62ZM233 100V101H232ZM248 100V101H247ZM255 100V101H254ZM232 101V102H231ZM238 101V102H237ZM47 102V103H46ZM81 102V103H80ZM207 102V101H206ZM231 102V103H230ZM240 102V104H239V107H237L238 106V103ZM254 102H256L257 103V106H256V104H254ZM262 102H264V101H261V103H259L260 105L259 106H261V105H264V104H262ZM48 104V107L50 106V107H52V108H54L55 110L57 109V108H60V110H63V113H65L66 111L64 110V109H66V106H67V112L66 113H68L69 112V114H67V115H65V114H62V112L59 110V109H57V111L59 110L60 111V115H61V119H63V122H56V120H54V117H53V114L51 113V109H45V105H47ZM206 104H208V102L206 103ZM223 104V105H222ZM229 104H231L232 106H230ZM236 104V105H235ZM96 105V106H97ZM254 105V106H253ZM38 106H40V107H38ZM64 106V107H63ZM263 108H264V106H262ZM17 108V109H16ZM61 108H63V109H61ZM238 110H237V109ZM253 108H254V110H253ZM261 109L260 111H262V114H261V112L259 113V114H261V115H257L258 114V112H259V110H258V112L256 111V112H254L253 113V111H255L256 109ZM3 109V110H2ZM73 111H71V110ZM21 110V109H20ZM48 110V111H47ZM58 111V112H59ZM71 111V112H70ZM227 111V112H226ZM234 111V112H233ZM237 113H239V115L238 114H236V112ZM241 111V112H240ZM242 111L245 113H242ZM252 113L251 115L250 114H247V113ZM71 113V114H70ZM72 113H73V115H72ZM90 115H89V114ZM230 115H229V114ZM241 113L244 115H241ZM59 114V113H58ZM86 115V114H88L87 116L88 117H90V118H87L86 116H83V115ZM247 114V115H246ZM63 115V116H62ZM108 115H109V113L106 111V112H104L103 114H102V116H101V119L99 118V120H100V122H99V125H100V127H106V125H107V122H106V120H105V118L106 117H108ZM248 116V117H246V116ZM253 115H254V117H253ZM256 115L258 116L257 118H256ZM82 118H81V117ZM242 117V118H240V117ZM250 116V117H249ZM251 116H252V118L254 119H250L251 118ZM52 117V118H51ZM102 117H104L103 119H102ZM238 117H239V119H238ZM243 117H244V119H243ZM90 119V120H89ZM95 119V118H94ZM236 119H238L237 121H238V124H236L237 123V121H235ZM246 119V120H245ZM249 119V121H247ZM83 120V121H82ZM88 122H87V121ZM103 120H105L104 122H105V125H104V122H103ZM229 120V121H228ZM232 120V121H231ZM245 120V121H244ZM250 120H252L251 121V123H252V125H251V123H250V125L248 124V122H250ZM94 120H92V122H93ZM231 121V122H230ZM240 122V123H239ZM241 122L247 127V125L248 126H250V127H253V128H255V129H251L250 128V130H248V128H246L245 129V126L243 125V124H241ZM55 125H54V124ZM229 123V124H228ZM233 123V124H232ZM258 123H260V125L259 126H262L263 125V123L264 122H258ZM56 124H57V126H56ZM60 124V125H59ZM77 124H79L78 126H77ZM82 124V123H81ZM82 124V125H83ZM234 124H236V125H234ZM262 124V125H261ZM58 125L59 126H63V125H65V126H63V127H60V128H58ZM76 127H75V126ZM104 125V126H103ZM230 125H231V128H230ZM239 125V126H238ZM240 125H242V126H240ZM255 125V126H254ZM229 126V127H228ZM233 126H235V127H233ZM239 127V129H237L238 127ZM244 126V127H243ZM66 127V128H65ZM83 127H84V125H83ZM83 127H81L80 126V128H82L83 129ZM237 127V128H236ZM240 127H242V128H240ZM0 132L2 131V133H0V136L4 133L3 131H5V126H4V124H3V122L2 121H0ZM227 128V129H226ZM232 128H234V129H232ZM245 130H244V129ZM65 129V130H64ZM73 129V130H72ZM103 129H105V128H103ZM228 130V131H226V130ZM230 129H231V131H230ZM240 129H242V130H240ZM258 129V130H257ZM84 131H85V127H84V129H83ZM244 130V131H243ZM61 131V130H60ZM72 131H74V132H72ZM223 131L226 133V135H224L223 134ZM249 133H248V132ZM251 131H253V132H251ZM228 132H231L230 134L228 133ZM247 132V133H246ZM240 133V134H239ZM247 134V136H246V134ZM252 133V134H251ZM221 134H219V136L221 135ZM160 135V134H159ZM223 135H224V137H223ZM239 135H241V136H239ZM109 136H111V132H110V135ZM163 136H164V138H163ZM166 135H161L160 136V138H161V140L163 141L162 143H165V142H167V138H168V136H166ZM245 138H244V137ZM157 137V136H156ZM239 137V138H238ZM241 137V138H240ZM112 138V137H111ZM244 140V142L242 141V140ZM239 140H241V141H239ZM31 140H28L27 142H24V143H22V145L24 146L25 145V147L24 148H27V147H30V146H33V145H35V146H42V143H40V142H37V141H31ZM209 142V141H208ZM237 142V143H238ZM81 142H79L78 144H80ZM105 144V143H104ZM109 145V143L107 142L106 143V145H105V147L107 148V146ZM113 144H111V145H109L108 147V149H106V148H103L102 150H103V153L101 152L102 150H98V151H100L99 152V154H98V159H101V160H98L97 161V163L98 164H100V163H102L101 165H100V167H99V165L97 166V168L99 167V168H101V166L103 165V166H105L104 168H102L101 170L103 171L104 169V171H106L107 170V172L106 173H103L99 168V171H98V169L97 168H95V166L93 167L92 165H90L91 164V156H90V154H89V150L87 151V154L85 155V153L83 152L84 151V149L86 148L85 146L83 147V144H80V146H78V145H73V148H70V147H72V145L71 146H68V145H63V149H64V151H63V153L65 152V153H67V154H63L62 153V163H61V168H62V170H61V173L63 172V174H61L60 175V178H59V180H58V182H57V184H56V186H55V188H57V189H55V192H54V194L55 195H53L54 197H56L55 199L56 200H53V207H55V204H56V207L54 208V209H56L55 211V213H57L56 214V217H57V219H56V217H55V220L57 221V222H55V225L53 226L52 224L54 223H52V224H49L48 222H47V220H43V222H42V224H41V226L39 227V229L41 228L42 229V232H40V231H38L39 229H38V227L37 228H34L35 229V232H34V230H32L31 228V223L32 222H30V223H26L27 224V226L28 227H30V228H28L29 229V232L31 233H28V236L30 237V239H29V237H27V243H28V245L29 246H27V244L25 243V245H24V243H21L22 242V240H21V242H19L18 240H14V238H11L10 240H12L13 242L15 241V243H13L12 241H9V239H8V237H5L4 236V238H3V236H1L0 235V261H3V263L2 262H0V263H2V264H4L5 262V264H15V262L16 263H20V261H26V260H28V264H32V262H36L37 264L39 263V264H42V261H43V264H59V262H61L62 264H75V262L74 261H72V260H74V258L76 259V257L77 258H81V256L83 257V259H85V260H91L92 258H93V260L92 261H94L95 263H97V264H101V263H103L104 262V260L106 259V257L107 256H109V254L108 253H110V252H108V251H110L111 249H106V248H104L103 246V248L100 246V245H102V244H100V243H102V241H100L99 239H102V238H106V236L108 235V236H113L114 234L115 235H118L117 233H114L113 234V231H111L112 229H110V228H108L107 226H105V224L104 225H102V227H101V225L100 224H102L101 222H99V220L95 223L94 221H91V223H93V225H91L89 222L90 221H88L87 222V220L85 221L84 220V218H85V216H86V214L85 215H83L85 212L86 213H88V211L87 210H91V209H89L88 207L89 206H85V205H82V204H85V201L88 199V200H90V198H91V192H90V190L88 189V183H89V178L91 177V178H93L95 175L94 174H92V176H91V174L90 173H92V171H93V169L92 168H94V169H96V172L98 173H101V174H99L98 173V175H97V177H95V178H97L96 179V182H93V185H95L94 186V190H93V196L96 198V200L98 201L99 199H100V201L99 202H101V201H103V203L104 202H106V204H108V205H106L105 203V205L101 202L100 204L101 205H103L104 207H105V210L107 211V213L109 214L110 212H113V210H114V214H115V211L116 210H118L117 211V213L118 214H123L122 215V217L121 218H125L124 219V221L126 220V218H128V221H125V222H127V223H129L130 225H132V229L134 230V229H141L142 227H140V226H143V225H146V223H147V220H146V218L148 219V217H146V216H148L147 215V205L149 204V202H147L146 200H147V198L149 197H151L152 195L154 196L155 195V193H156V191H160V190H163L162 188H160L159 186H156L155 187V185L153 184V180H154V182H155V179L157 180V178L161 175V173H164V171H166V173L165 174H162L160 177H161V179L162 180H164V181H166L167 179H168V172L169 173H175V172H177V174H175V175H179V177L177 176V178L179 179V181L181 180V182L183 181V182H185V180H183V179H187V177L189 178V180H187V181H190V176L189 175H191V173H193L194 172V169H193V166L191 165V163L189 162V160H187V158L185 159V160H183V159H179L178 160V162H173V164H168L169 166L171 165L172 166V168L171 167H169V169L172 171V172H170L169 171V169L167 168L168 167V165H166V159L165 158H163L165 161H163V162H165V163H163V168H161L163 171H161V169H160V167H159V169H160V171L159 170H157V172H160V173H155V169H157L156 167H155V169L154 168H152V166L150 167V164H149V162L147 161V163L149 164V167H148V165H147V168H146V164L147 163H145L144 162V165L142 164L141 166L139 165L138 167H139V171H135L134 173H133V171H134V169H132L131 167V165H129V168H128V170L126 169L127 167L125 166V165H122V166H125V167H122V166H120V167H118V165L120 164L119 163V161H117L118 160V158H120V162L121 161H123L122 160V154H119V156L120 157H118L117 155V153H116V155H115V153L113 154V153H111V156H110V154L108 155V152H109V150L110 151H114V149L115 148H113L114 147V145L112 146ZM208 145V144H207ZM206 145V146H207ZM244 145V144H243ZM81 146L83 147V150H82V148H81ZM209 146V145H208ZM220 146V147H219ZM223 146V147H222ZM75 147V148H74ZM80 147V148H79ZM112 147V148H111ZM69 148H70V150H69ZM65 149H66V151H65ZM68 149V150H67ZM73 149H75V151L73 150ZM81 149V150H80ZM113 149V150H112ZM86 150L87 149H85V152H86ZM72 152V153H70V152ZM78 151H80V152H82V154H83V156L84 157H82V154L79 152L78 153ZM104 151H108L107 153L106 152H104ZM224 151H225V154H224ZM74 152H76L75 154H74ZM206 152V153H205ZM222 152H223V154H222ZM69 154H72V155H69ZM75 156H74V155ZM80 155V158L78 157L79 155ZM100 154H102V156L100 155ZM107 156H106V155ZM112 154H113V156H112ZM214 154V155H213ZM105 155V156H104ZM215 155H217V157L215 156ZM218 155H219V157L220 158H218ZM71 156H72V158L74 159V161H72V159H71ZM87 156H90V157H87ZM110 156V157H109ZM225 156V157H224ZM87 158V160L86 159H84V158ZM102 157V158H101ZM103 157H104V159H103ZM113 157V158H112ZM164 157V156H163ZM226 158L225 159V162H224V159H222V158ZM82 161H80L79 159ZM110 158H112V159H114V160H111ZM76 159V160H75ZM78 159V160H77ZM124 159V158H123ZM220 159L221 160H223V161H221V163H220ZM89 160H90V162H89ZM64 161H66V162H64ZM86 161H88V162H86ZM102 161V162H101ZM111 161V162H110ZM207 161V160H206ZM76 164H74V163ZM100 162V163H99ZM115 162V163H114ZM117 162V163H116ZM224 162V163H223ZM83 163H85V164H83ZM84 165V166H82V165ZM89 164V165H88ZM108 164V165H107ZM111 165V167H110V165ZM115 164V165H114ZM165 164V165H164ZM86 165V166H85ZM114 167H113V166ZM152 165V164H151ZM189 166L188 167V170L186 169L187 168V166ZM79 166H82V168H80ZM90 166V167H89ZM91 166H92V168H91ZM102 166V167H103ZM116 166H117V168H116ZM211 166V167H210ZM84 167V168H83ZM113 167V168H112ZM191 167H192V169H191ZM214 167H216V168H214ZM218 167L220 168V170L221 171H218L219 169H218ZM79 168V169H78ZM86 168H88V169H86ZM91 168V169H90ZM111 168H112V170H111ZM124 168V169H123ZM144 168V169H143ZM227 168V169H226ZM83 169V170H82ZM113 169H118V170H113ZM128 171H126V170ZM145 169H147L146 171L147 172H145L144 170ZM225 169H226V171H225ZM78 170V171H77ZM92 170V171H91ZM133 170V171H132ZM142 171V173H140L141 171ZM151 170V171H150ZM187 170V171H186ZM209 170V171H210ZM216 170V171H215ZM89 171H91V172H89ZM95 171V170H94ZM94 171H93V173H94ZM109 171V172H108ZM175 171V172H174ZM190 172V174H189V172ZM192 171V172H191ZM225 171V172H224ZM87 172H89V173H87ZM95 172V173H96ZM137 172V173H136ZM145 172V173H144ZM154 172V173H153ZM187 172V175H184L185 173ZM227 172V173H226ZM110 173V174H109ZM141 175H140V174ZM144 173V174H143ZM151 173V174H150ZM225 173V174H224ZM81 174H82V176H84V177H82L81 178ZM89 174V175H88ZM103 174V175H102ZM107 174H109V175H107ZM137 174H139V175H137ZM144 176H143V175ZM153 174V175H152ZM156 174H160L159 176L158 175H156ZM101 175V176H100ZM148 175V176H147ZM156 175V176H155ZM166 176V178H164L165 176ZM172 175H174V174H172ZM88 176H89V178H88ZM146 176H147V181H150V182H146V180H145V178H146ZM150 176H152V177H150ZM185 176H187V177H185ZM111 177H113V178H111ZM148 177H149V179H148ZM153 177H155V179L153 178ZM157 177V178H156ZM159 177V178H160ZM182 179H181V178ZM183 177H185V178H183ZM77 178V179H76ZM83 178H88L87 179V181H86V179L84 180ZM90 178V179H91ZM99 178H101V179H99ZM129 182H127L125 179ZM152 178V179H151ZM158 178V179H159ZM81 179H83V180H81ZM98 179L100 180V182H98ZM110 181H109V180ZM114 179V180H113ZM177 179V180H178ZM3 181H4V179H2ZM105 180H107V182L105 181ZM125 180V181H124ZM143 180H145V183H144V181ZM169 180V179H168ZM3 181L1 182L0 181V188L2 189V190H4V192H6V190L8 189V184L7 183H3ZM106 183H104V182ZM109 181V182H108ZM114 181V182H113ZM117 181V182H116ZM5 182V181H4ZM112 183V185H111V183ZM127 184H126V183ZM84 183V184H83ZM99 185H98V184ZM110 185H109V184ZM149 183H151V184H149ZM185 183H187V182H185ZM108 184V185H107ZM153 184V185H152ZM101 185V186H100ZM103 185L105 186V187H103ZM146 185H149V186H147L146 187ZM99 186V187H101V188H97V187ZM151 186V187H150ZM154 187V188H153ZM151 188H153V189H151ZM160 188V189H159ZM97 189V190H96ZM99 189H100V191L101 192H99ZM155 189H158V190H155ZM106 190V191H105ZM136 191V192H135ZM143 191V192H142ZM146 191V192H145ZM147 191H148V194H147ZM75 192V193H74ZM136 194V195H135ZM138 194V195H137ZM66 196V197H65ZM85 196V197H84ZM63 197V198H62ZM74 197V198H73ZM83 197V198H82ZM86 197H88V198H86ZM130 197H132V198H130ZM143 197V198H142ZM6 197H4L3 198V200L5 199ZM69 198V199H68ZM77 198H79L78 200H73V199H77ZM85 200V201H83V200ZM3 200H1L2 202H4ZM86 201V205L87 204H89L90 205V201ZM137 200V201H136ZM6 201V200H5ZM78 202V206H77V203H75V202ZM84 202V203H81V202ZM126 201V202H125ZM88 202V203H87ZM109 202V203H108ZM125 202V203H124ZM45 203H47L46 201H45ZM69 203V204H68ZM74 203H75V205H74ZM79 203H81V204H79ZM112 203H113V205H112ZM143 204V205H142ZM84 206L85 207V209H84V207H82V206ZM142 205V206H141ZM145 205V206H144ZM165 205V206H164ZM164 205H162V206H160L159 207V209L158 210H156V211H154L153 213L155 214H152V219H154V220H157V217L160 219L161 218V220H162V218L164 217V216H166V215H170V212H172L171 210H170V207H169V209H167L168 207L166 206V204H164ZM81 207V208H83L84 210H85V212H80V211H78V210H83V209H77L78 207ZM163 206H164V208L165 209H167L166 211L165 210H163L164 208H163ZM75 207V208H74ZM73 208L75 209V210H73ZM87 208V209H86ZM111 208V209H110ZM126 208V209H125ZM116 209V210H115ZM163 211H162V210ZM111 210V211H110ZM126 212H125V211ZM168 210H170V212H168ZM179 210H181L182 212H179ZM178 210V212L177 213H174V215L175 214H178V219L180 218V220H182V219H185L184 217H181L182 216V214H185L184 213V210L183 209H179ZM80 212V215H78V212ZM120 211V212H119ZM129 211V212H128ZM75 212V213H74ZM77 212V213H76ZM121 212H123V213H121ZM132 212V213H131ZM164 212H165V214H164ZM167 212V213H166ZM113 214V213H110V215L111 216H116V215H118V214ZM126 214V217L124 216L125 214ZM173 213H171V215L173 214ZM180 213H182V214H180ZM113 214V215H112ZM128 214H129V216H128ZM134 214V215H133ZM162 214H163V216H162ZM81 215L82 216H84L83 218L81 217ZM132 216V218H131V216ZM146 215V216H145ZM155 216V217H154ZM157 216V217H156ZM176 216V215H175ZM88 217V216H87ZM86 217V218H87ZM136 217V218H135ZM115 218V217H114ZM132 220H131V219ZM133 218H135V219H133ZM138 218V219H137ZM1 220H3L4 218H0ZM80 219V220H79ZM87 219H89V220H91L90 218H87ZM136 219H137V221H136ZM145 219V220H144ZM157 220V221H161V220ZM5 220V219H4ZM82 220H84V221H82ZM93 220V219H92ZM141 220V221H140ZM100 223L99 224V226L101 227L100 229L101 230H103V231H99L98 232V230H93V226L95 225H98L97 223ZM1 223V226L2 227H4V229H6L8 226H6L8 223H6V221H1L0 222ZM3 223V224H2ZM87 224V223H89L90 225H88L87 224V226H88V228H87V226H86V230H84L83 229V227H85V226H83L82 228H80V226L79 225H84V224ZM61 224V225H60ZM85 224V225H86ZM51 225V226H50ZM55 227L54 229H52L53 227ZM90 226H92L91 228H89ZM103 226H105V227H103ZM6 227V228H5ZM52 227V228H51ZM77 227V228H76ZM57 228H59V229H57ZM102 228H104V229H102ZM34 232H31V230ZM37 229V230H36ZM50 229H52V231L50 230ZM88 229V230H87ZM106 229V230H105ZM58 230V231H57ZM81 230H83V231H87V232H89V234H90V231L89 230H93L92 232L94 233V235H93V233H91V235H89V234H86L85 232L84 233H82L83 231H81ZM56 231V232H55ZM113 234V235H110V232ZM96 232V233H95ZM99 234H98V233ZM104 232H106L107 234H105ZM166 234H165V233ZM164 232H162V230L160 231V235H161V243H164L165 242V240H166V242H169V243H172V242H174L173 240H182V231L181 232H179V234L178 235H175V234H177V232L176 233H170V232H166V231H164ZM33 233V234H32ZM38 235H36V234ZM56 233V234H55ZM103 233V234H102ZM97 234H98V236H100V238H98V236H97ZM105 234V235H104ZM128 234H130V233H128ZM46 235H47V237H46ZM90 236V238L88 239L87 237H89ZM96 235V236H95ZM120 235H122V234H119L118 236L119 237H124L125 236V234H123V236H120ZM168 235V236H167ZM175 235V236H174ZM179 235H180V237H179ZM37 236V237H36ZM48 236H49V238L51 239V240H53V242L49 239V245H48V247L50 248V251H51V248H52V250L53 251H49L50 252V254L51 255H53L54 254V252L56 253V254H54V256H48L49 254V252H48V250L49 249H45L44 247H45V242H46V238H48ZM92 236H93V238H94V242H93V244H97L95 247H94V245L93 244H91V245H93V247H91V245L89 244L90 242L92 243V241H93V238H92ZM102 236V237H101ZM104 236V237H103ZM166 236H167V238H166ZM178 238H177V237ZM165 237V238H164ZM168 237H170V238H168ZM92 238V239H91ZM181 238V239H180ZM91 239V241H89ZM34 241V242H32V241ZM97 240H99V241H97ZM164 240V241H163ZM31 241V242H30ZM55 241H56V243H55ZM68 243H67V242ZM13 244H12V243ZM60 244H59V243ZM63 242V243H62ZM73 242L76 244V245H74L73 244ZM100 244H98V243ZM182 242V241H181ZM29 243H31V244H29ZM43 243V244H42ZM71 245H73V246H70V248H69V245L70 244ZM38 244V245H37ZM40 244V245H39ZM56 244H58V245H56ZM64 244V245H63ZM21 245H22V247L23 248H25L26 247V249L27 250H30V251H27L26 249H23L22 247H21ZM37 245V246H36ZM42 245V246H41ZM126 245V244H125ZM124 245V247L126 248V250H125V248L123 247V248H121V249H119V251L117 250H115V253L114 254H110V255H112L111 257H112V260L114 259V258H116V259H114V260H118L119 261V259H121L120 261L122 262H120L121 264H125V261H122V259L123 260H126L127 258H129V256H131L132 255V249H131V246L129 245V247H130V249H129V247H127V246H125ZM181 245H182V243H180V245H179V248H181ZM7 246H8V248H7ZM30 246H32V247H30ZM62 246V247H61ZM65 248H64V247ZM67 246V247H66ZM97 246H99V248L97 247ZM5 247L7 248V249H5ZM16 247V248H15ZM38 247H42L41 248V250H39L40 248H38ZM47 247V248H48ZM60 247V248H59ZM71 247H72V249H71ZM17 248H20V249H18V250H16V251H14V249H17ZM21 248H22V250L25 252V254H24V252H22V250H21ZM29 248V249H28ZM38 248V249H37ZM56 250V249H58V250H56V251H54V249ZM37 249V250H36ZM42 249H44V250H42ZM20 250V251H19ZM76 250V251H75ZM121 250V251H120ZM35 251H37V252H35ZM79 251V252H78ZM105 251V252H104ZM17 252V253H16ZM29 252H31V253H29ZM61 253V254H59V253ZM75 252V253H74ZM76 252H78V253H76ZM118 252V253H117ZM15 253V254H14ZM20 253V254H19ZM36 253V254H35ZM107 253V254H106ZM121 253H124V254H121ZM3 254V255H2ZM22 254V255H21ZM38 254V255H37ZM41 254V255H40ZM59 254V255H58ZM71 254H72V256H71ZM105 254L107 255V256H105ZM24 255H25V257H24ZM44 257H43V256ZM77 255V256H76ZM78 255H80L79 257H78ZM87 255V256H86ZM88 255H89V258H88ZM125 255V257H123ZM31 256H33V257H31ZM43 257V258H40V257ZM70 256L71 257H73V258H70ZM91 256V257H90ZM2 257H3V259H2ZM12 257V258H11ZM25 259H24V258ZM52 258V257H54V258H52V259H54V261L52 260V259H50V261L48 260L49 258ZM55 257H56V259H55ZM16 258V259H15ZM27 258V259H26ZM37 258H39V259H37ZM79 258V259H80ZM88 258V259H87ZM91 258V259H90ZM11 259L14 261V262H12L11 261ZM34 259V260H33ZM35 259H37V260H35ZM44 259V260H43ZM104 259V260H103ZM8 260L10 261V263H8ZM16 260V261H15ZM31 260V261H30ZM38 260L39 261H41V262H38ZM46 260V261H45ZM50 262V263H47L48 261ZM113 260V261H114ZM56 261V262H55ZM99 263H98V262ZM27 262V261H26ZM74 262V263H73ZM33 263V264H34ZM35 263V264H36ZM115 263H117L118 264V262H115ZM128 264H131V262L129 261L128 262Z\"/></svg>",
	"mask_w": 264,
	"mask_h": 264
}]
</instances>
